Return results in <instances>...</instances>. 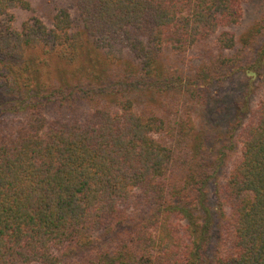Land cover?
<instances>
[{
    "label": "trees",
    "instance_id": "1",
    "mask_svg": "<svg viewBox=\"0 0 264 264\" xmlns=\"http://www.w3.org/2000/svg\"><path fill=\"white\" fill-rule=\"evenodd\" d=\"M244 1L72 0L15 29L28 0H0V264H264V46L225 29ZM234 73L254 107L197 129Z\"/></svg>",
    "mask_w": 264,
    "mask_h": 264
},
{
    "label": "rangeland",
    "instance_id": "2",
    "mask_svg": "<svg viewBox=\"0 0 264 264\" xmlns=\"http://www.w3.org/2000/svg\"><path fill=\"white\" fill-rule=\"evenodd\" d=\"M66 9L71 17L75 15L72 0H28L27 8H14L12 25L15 29H20L21 23L30 16L37 17L47 28L51 27V20L54 13L60 9ZM231 32L238 42L244 38L250 39V35L256 32L254 42L251 44L254 50L264 46V0H245L242 4V16L235 25L225 27ZM258 30V31H257ZM168 52H161L158 65L166 66L170 70L180 66ZM191 63L197 64V59H192ZM186 68V66H183ZM247 79V78H246ZM245 77L240 73L228 76L221 84L211 86L208 89V108L193 112V118L198 129L201 122L206 123L210 128L223 129L227 122L233 121L238 115V108L245 99L249 107H254L256 103V89L253 82H249V93L253 96L245 98V88L247 86ZM229 135V134H227ZM232 140V136L229 135ZM212 190V186H209Z\"/></svg>",
    "mask_w": 264,
    "mask_h": 264
}]
</instances>
